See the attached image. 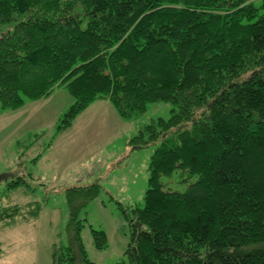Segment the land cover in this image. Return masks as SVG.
<instances>
[{"label": "trees", "instance_id": "16d2710c", "mask_svg": "<svg viewBox=\"0 0 264 264\" xmlns=\"http://www.w3.org/2000/svg\"><path fill=\"white\" fill-rule=\"evenodd\" d=\"M59 88L74 101L57 133L97 100L123 120L171 105L129 140L133 150L159 143L142 207L122 209L129 264H264V0H0V109ZM178 170L195 181L165 191L162 178ZM100 192L97 182L66 189L67 242L53 246L52 264H93L86 226L107 247L81 218ZM40 208L1 207L0 224Z\"/></svg>", "mask_w": 264, "mask_h": 264}, {"label": "rangeland", "instance_id": "374dc122", "mask_svg": "<svg viewBox=\"0 0 264 264\" xmlns=\"http://www.w3.org/2000/svg\"><path fill=\"white\" fill-rule=\"evenodd\" d=\"M261 1L251 0L257 6ZM73 101L59 88L18 110L0 109V175H13L24 183L6 190L8 180L0 182V208L30 201L43 206L38 220L14 228L0 224V264H52L53 246L67 242L66 189L95 182L101 192L82 210L81 218L93 230L105 232L107 247L97 250L86 226L81 239L88 259L93 264H129L126 250L132 231L122 209L130 214L132 208L142 207L150 157L159 145L133 150L129 140L145 125L167 119L171 105L150 104L142 115L123 120L108 101L97 100L57 133ZM186 178L178 170L162 178L163 189L184 192L195 181H182Z\"/></svg>", "mask_w": 264, "mask_h": 264}, {"label": "crops", "instance_id": "0c3cea01", "mask_svg": "<svg viewBox=\"0 0 264 264\" xmlns=\"http://www.w3.org/2000/svg\"><path fill=\"white\" fill-rule=\"evenodd\" d=\"M31 202H33V201H30V202H27V203H31ZM35 202H37V203H39V204H41V208H40V211H39V214H38V216L35 218V219H33V220H30V221H35V220H38L39 218H40V214L42 213V202H39V201H35ZM27 203H25V204H27ZM24 204V203H23ZM27 222V221H26ZM21 222H19V223H17V225H15L14 227H16V226H18V224H20ZM14 227H12V228H14ZM2 256V254L0 253V257Z\"/></svg>", "mask_w": 264, "mask_h": 264}, {"label": "water", "instance_id": "95a60500", "mask_svg": "<svg viewBox=\"0 0 264 264\" xmlns=\"http://www.w3.org/2000/svg\"><path fill=\"white\" fill-rule=\"evenodd\" d=\"M11 177H12V175L2 174V175H0V182L1 181H7ZM136 227H137L138 230L140 229V225L138 223L136 224Z\"/></svg>", "mask_w": 264, "mask_h": 264}]
</instances>
